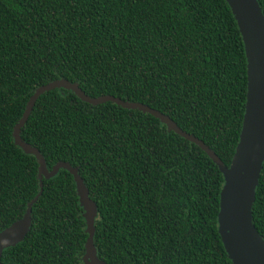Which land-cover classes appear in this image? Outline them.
I'll return each mask as SVG.
<instances>
[{
	"label": "trees",
	"instance_id": "trees-1",
	"mask_svg": "<svg viewBox=\"0 0 264 264\" xmlns=\"http://www.w3.org/2000/svg\"><path fill=\"white\" fill-rule=\"evenodd\" d=\"M264 12V0H258ZM225 0H0V232L39 194L38 163L13 131L40 86L66 79L170 116L230 166L242 130L247 66ZM49 169L77 168L98 207L106 264H232L218 232L224 178L150 114L42 95L22 129ZM25 240L3 264H84L88 234L73 176L44 179ZM254 224L264 238V165Z\"/></svg>",
	"mask_w": 264,
	"mask_h": 264
},
{
	"label": "water",
	"instance_id": "water-1",
	"mask_svg": "<svg viewBox=\"0 0 264 264\" xmlns=\"http://www.w3.org/2000/svg\"><path fill=\"white\" fill-rule=\"evenodd\" d=\"M235 17L241 33L247 66L246 110L235 154L227 166L204 141L184 131L170 116L141 102L123 100L112 95L90 97L78 83L71 80H54L36 89L30 97L22 118L13 131L14 144L25 154L35 157L38 163L39 194L28 203L22 219L0 232V264L5 250L25 240L32 227V208L43 192L44 179L54 178L61 169L69 172L75 181L80 206L84 210L85 264H106L97 254L94 237L98 207L90 198L89 190L77 168L68 162H58L48 168L41 151L25 142L22 129L27 124L39 98L55 89L70 90L78 98L93 106L108 102L127 110L150 114L185 140L198 146L214 162L223 175L220 195L218 232L232 264H264V238L254 224L253 208L259 177L264 165V12L258 0H225Z\"/></svg>",
	"mask_w": 264,
	"mask_h": 264
},
{
	"label": "rangeland",
	"instance_id": "rangeland-1",
	"mask_svg": "<svg viewBox=\"0 0 264 264\" xmlns=\"http://www.w3.org/2000/svg\"><path fill=\"white\" fill-rule=\"evenodd\" d=\"M83 261H84V264H85V255L83 256Z\"/></svg>",
	"mask_w": 264,
	"mask_h": 264
}]
</instances>
